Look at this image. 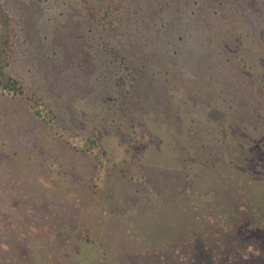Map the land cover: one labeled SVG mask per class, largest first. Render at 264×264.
<instances>
[{"label": "trees", "instance_id": "trees-1", "mask_svg": "<svg viewBox=\"0 0 264 264\" xmlns=\"http://www.w3.org/2000/svg\"><path fill=\"white\" fill-rule=\"evenodd\" d=\"M261 3L0 0V90L25 95L54 134L78 137L108 162L141 140L164 145L183 180L178 189L192 183L182 163L194 153L211 156L189 159L194 174L223 162L253 186L264 162V33L237 11ZM239 202L252 212L249 198Z\"/></svg>", "mask_w": 264, "mask_h": 264}, {"label": "rangeland", "instance_id": "rangeland-1", "mask_svg": "<svg viewBox=\"0 0 264 264\" xmlns=\"http://www.w3.org/2000/svg\"><path fill=\"white\" fill-rule=\"evenodd\" d=\"M261 1L237 11L258 35ZM83 149L78 137L54 134L25 95L0 90V264H264V162L251 186L223 162L194 174L189 159L211 157L194 153L182 163L192 183L178 189L164 145L141 140L109 162ZM154 173L165 190L144 180ZM212 175L228 190L209 184Z\"/></svg>", "mask_w": 264, "mask_h": 264}, {"label": "flooded vegetation", "instance_id": "flooded-vegetation-1", "mask_svg": "<svg viewBox=\"0 0 264 264\" xmlns=\"http://www.w3.org/2000/svg\"><path fill=\"white\" fill-rule=\"evenodd\" d=\"M244 251H245V250H244ZM240 252H241V251H240ZM240 252H239V253H240ZM242 252H243V251H242ZM240 254L243 256V253H240ZM230 260H231V259H229V261H230ZM229 261H228V262H229Z\"/></svg>", "mask_w": 264, "mask_h": 264}]
</instances>
